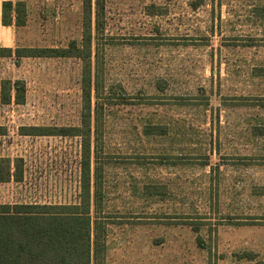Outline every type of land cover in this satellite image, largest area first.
I'll list each match as a JSON object with an SVG mask.
<instances>
[{
  "label": "rangeland",
  "instance_id": "1",
  "mask_svg": "<svg viewBox=\"0 0 264 264\" xmlns=\"http://www.w3.org/2000/svg\"><path fill=\"white\" fill-rule=\"evenodd\" d=\"M21 1L12 49L82 46L83 0ZM94 7L91 194L98 167L111 264H264V0H105L100 32ZM83 69L0 57V168L23 172L0 203H82ZM6 80L24 104L2 103Z\"/></svg>",
  "mask_w": 264,
  "mask_h": 264
},
{
  "label": "trees",
  "instance_id": "2",
  "mask_svg": "<svg viewBox=\"0 0 264 264\" xmlns=\"http://www.w3.org/2000/svg\"><path fill=\"white\" fill-rule=\"evenodd\" d=\"M93 5L95 28H104L105 0H83L82 46L72 42L67 47L0 48V57L22 58H79L84 69L81 84L84 98L83 122L88 126L83 144L82 203L58 204H2L0 203V264H105L107 225L98 216V175L96 167V193L91 194V143L93 80L91 72ZM27 20L24 1L6 0L2 4L4 25L23 27ZM99 90L96 85V89ZM2 103L22 105L26 101V84L23 80H6L2 86ZM97 114L98 109H97ZM98 118V116H97ZM26 136H80L81 128L39 127L22 128ZM0 168V181H22L23 172Z\"/></svg>",
  "mask_w": 264,
  "mask_h": 264
},
{
  "label": "crops",
  "instance_id": "3",
  "mask_svg": "<svg viewBox=\"0 0 264 264\" xmlns=\"http://www.w3.org/2000/svg\"><path fill=\"white\" fill-rule=\"evenodd\" d=\"M6 0H0V47L4 48H13V46H17V29L20 27H16L15 25H4L2 22V4ZM13 1V0H11ZM15 50V49H13ZM91 193H93L91 191ZM107 226V231H108ZM110 231V230H109ZM109 233V232H108ZM114 240H110V235L106 234L105 242H106V258L105 264H111L110 262V253L113 249H110L109 243Z\"/></svg>",
  "mask_w": 264,
  "mask_h": 264
}]
</instances>
